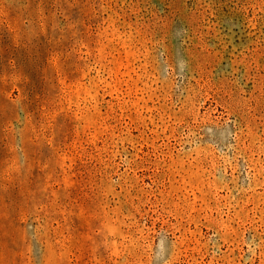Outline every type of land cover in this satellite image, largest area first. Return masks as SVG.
Instances as JSON below:
<instances>
[{"label":"rangeland","instance_id":"1","mask_svg":"<svg viewBox=\"0 0 264 264\" xmlns=\"http://www.w3.org/2000/svg\"><path fill=\"white\" fill-rule=\"evenodd\" d=\"M0 264H264V0H0Z\"/></svg>","mask_w":264,"mask_h":264}]
</instances>
